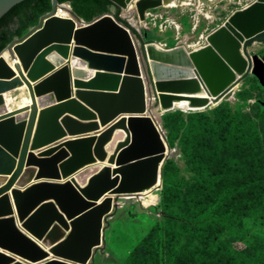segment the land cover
Instances as JSON below:
<instances>
[{"label":"water","instance_id":"1","mask_svg":"<svg viewBox=\"0 0 264 264\" xmlns=\"http://www.w3.org/2000/svg\"><path fill=\"white\" fill-rule=\"evenodd\" d=\"M23 1L0 0V19ZM109 1L119 12L136 1L143 21L164 0ZM59 6L0 54V264H92L119 199L161 189L168 148L152 111L180 101L204 110L250 75L264 87V56L251 53L264 45V0L235 10L197 50L141 45L112 12L88 23L73 9L57 17ZM24 86L31 105L10 112L4 94ZM81 172L94 174L80 184Z\"/></svg>","mask_w":264,"mask_h":264},{"label":"trees","instance_id":"2","mask_svg":"<svg viewBox=\"0 0 264 264\" xmlns=\"http://www.w3.org/2000/svg\"><path fill=\"white\" fill-rule=\"evenodd\" d=\"M59 3H69L88 23L114 8L115 18L128 26L109 0H59ZM51 9L52 0H25L6 13L0 19V54L14 38L38 25ZM179 117L178 112L164 116L170 144L184 126L177 121ZM188 118L201 121H192V130L185 136L182 147L198 179L185 191L174 189L176 183L170 180L164 167L162 208L164 212L179 209L182 214L175 213L168 219L162 238L156 230L140 241L124 264H264V260L257 263L221 240L228 231L241 234L244 219L264 221V118H260L258 126L248 129V125H253L249 119L247 123L236 124L226 121L224 116L211 125L208 118L199 114H190ZM180 222L186 226L185 243H181L180 233L174 230Z\"/></svg>","mask_w":264,"mask_h":264},{"label":"rangeland","instance_id":"3","mask_svg":"<svg viewBox=\"0 0 264 264\" xmlns=\"http://www.w3.org/2000/svg\"><path fill=\"white\" fill-rule=\"evenodd\" d=\"M250 1L252 0H171L170 3L162 7L147 11L143 22H140V29L134 31L137 32L138 41L141 45H143V41L146 44L152 43L161 49H171L181 45L191 50L190 47L203 45L206 36L222 25L231 13ZM114 11L111 10L112 13ZM119 18L128 22L122 17V12H119ZM251 53L260 57L264 56V45H255L251 49ZM7 54L8 51H6L4 58ZM27 91L28 89L24 86L4 94L7 109L10 112L31 105L32 102L26 93ZM174 107L175 110L169 112L161 113L158 111L159 114L157 115L156 110H153L152 113L161 128L168 148L162 171L165 167L170 180L176 183V186H173L174 189L185 191L190 184L198 179V175L192 169L190 161L182 149L185 136L192 130V121L201 122L198 119L190 120L188 118L190 114H199L208 118L211 125L220 117L225 116L226 121L236 124L247 123L248 119L251 120L253 125H248L247 129L250 126H258L260 118H264V87L256 76L250 75L239 87L235 88L230 99L219 104L210 105L199 111ZM175 112L180 113L177 121H182L184 126L180 129L174 143L170 144L163 119L166 114ZM245 117L247 118L245 119ZM117 132L118 130L115 133ZM103 164L92 165L86 171L94 172L96 171L95 168L99 165L103 166ZM82 173H79L80 176L77 175L76 178L80 184H85L88 178L96 172L89 176H83L85 179L83 183L80 181ZM5 178L8 179L9 176ZM28 185L24 187H28ZM159 185V182H156L154 186L139 194L119 199V207L114 216L109 219V227L105 233V245L102 252L96 254L92 264H124L129 253L146 236L154 234V231L158 230L159 237H163V228L169 221L168 219L173 214L180 215L182 212L179 209L164 212L161 202L163 180L160 190L158 189ZM17 186L15 185V187ZM241 225L243 227L241 234L236 231H228L221 240L236 252H245L244 255H249L257 263L263 262L264 221L249 218L242 220ZM185 227L180 222L174 229L180 233L181 243H185L186 240ZM37 243L42 245L41 242L37 241ZM26 263L28 262L26 261Z\"/></svg>","mask_w":264,"mask_h":264},{"label":"bare ground","instance_id":"4","mask_svg":"<svg viewBox=\"0 0 264 264\" xmlns=\"http://www.w3.org/2000/svg\"><path fill=\"white\" fill-rule=\"evenodd\" d=\"M136 2V1H135ZM135 2H132L131 4H129V5H127V8L126 9H124L123 11H122V17L124 18V19H127V21L134 27V28H136V29H140V22H143L142 20H139L137 17L135 18V14L137 13L136 12V9H135ZM171 2V0H164L163 1V3H162V6L163 5H166V4H168V3H170ZM253 2V0L252 1H250L248 4H246V5H244V6H242L240 9H244V8H246V6L247 5H249V4H251ZM161 6V7H162ZM239 10V9H238ZM71 10H70V8L68 7V6H64V7H62V6H59L58 8H57V11H56V16L57 17H60V18H64V19H72L73 17H72V15H71V12H70ZM145 14H146V12H145ZM145 14H144V18H145ZM232 14V13H231ZM226 21V20H225ZM224 24V23H223ZM222 24V25H223ZM222 25H220V26H222ZM219 26V27H220ZM212 33V32H211ZM206 38H207V36H206ZM206 38H205V43L203 44V45H200V46H194V48H191L190 47V49L191 50H197V49H200V48H202L207 42H206ZM158 47V46H157ZM159 48V47H158ZM186 50H188V48H186V47H184ZM161 49V48H160ZM165 50V49H164ZM6 61L11 65V66H14V63H13V61L11 60V57H10V55H9V52H8V54H7V56H6ZM202 95H203V93H202ZM199 96V95H198ZM174 106H176V107H179V108H182V109H184V110H187L188 108H189V103L187 102V101H180V102H177V103H175L174 104ZM175 108V107H174ZM85 180V179H84ZM80 181H81V179H80ZM82 182V181H81Z\"/></svg>","mask_w":264,"mask_h":264},{"label":"crops","instance_id":"5","mask_svg":"<svg viewBox=\"0 0 264 264\" xmlns=\"http://www.w3.org/2000/svg\"><path fill=\"white\" fill-rule=\"evenodd\" d=\"M112 10H114V8H112ZM92 134H94V133H92ZM68 138H70V137H67V138H64V139H62V140H59L58 142H55L54 144H51V145H49V146H47V147H45V148H41L40 150H37V151H35L34 153H35L36 155H38L39 151H43V150L47 149L48 147L55 146L56 144L61 143L62 141L66 140V139H68Z\"/></svg>","mask_w":264,"mask_h":264},{"label":"built area","instance_id":"6","mask_svg":"<svg viewBox=\"0 0 264 264\" xmlns=\"http://www.w3.org/2000/svg\"><path fill=\"white\" fill-rule=\"evenodd\" d=\"M60 6H62V7L68 6L70 8V10L72 9V7H71V5L69 3L60 4Z\"/></svg>","mask_w":264,"mask_h":264},{"label":"clouds","instance_id":"7","mask_svg":"<svg viewBox=\"0 0 264 264\" xmlns=\"http://www.w3.org/2000/svg\"><path fill=\"white\" fill-rule=\"evenodd\" d=\"M114 15V14H113Z\"/></svg>","mask_w":264,"mask_h":264}]
</instances>
